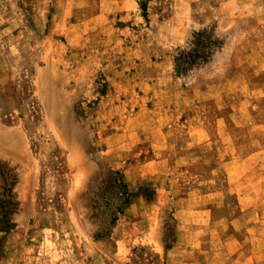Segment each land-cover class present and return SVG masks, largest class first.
Returning a JSON list of instances; mask_svg holds the SVG:
<instances>
[{
  "label": "rangeland",
  "instance_id": "rangeland-1",
  "mask_svg": "<svg viewBox=\"0 0 264 264\" xmlns=\"http://www.w3.org/2000/svg\"><path fill=\"white\" fill-rule=\"evenodd\" d=\"M0 264H264V0H0Z\"/></svg>",
  "mask_w": 264,
  "mask_h": 264
},
{
  "label": "trees",
  "instance_id": "trees-1",
  "mask_svg": "<svg viewBox=\"0 0 264 264\" xmlns=\"http://www.w3.org/2000/svg\"><path fill=\"white\" fill-rule=\"evenodd\" d=\"M206 30L196 32L195 39L191 42L197 43L196 47L180 48L178 56V66L180 71H188L194 66H198L202 63L209 61L212 57L213 51L219 42L218 39H213L212 36H207ZM10 170H13L12 168ZM15 181L13 184L18 182V173L14 175Z\"/></svg>",
  "mask_w": 264,
  "mask_h": 264
},
{
  "label": "bare ground",
  "instance_id": "bare-ground-1",
  "mask_svg": "<svg viewBox=\"0 0 264 264\" xmlns=\"http://www.w3.org/2000/svg\"><path fill=\"white\" fill-rule=\"evenodd\" d=\"M6 142H8L7 139H6ZM11 154H12L13 156H15V155H16V151H12Z\"/></svg>",
  "mask_w": 264,
  "mask_h": 264
},
{
  "label": "clouds",
  "instance_id": "clouds-1",
  "mask_svg": "<svg viewBox=\"0 0 264 264\" xmlns=\"http://www.w3.org/2000/svg\"><path fill=\"white\" fill-rule=\"evenodd\" d=\"M213 38H218V37H216L215 34H214Z\"/></svg>",
  "mask_w": 264,
  "mask_h": 264
}]
</instances>
